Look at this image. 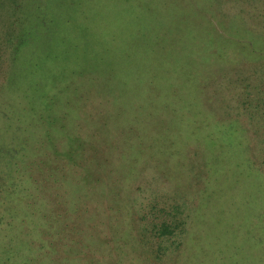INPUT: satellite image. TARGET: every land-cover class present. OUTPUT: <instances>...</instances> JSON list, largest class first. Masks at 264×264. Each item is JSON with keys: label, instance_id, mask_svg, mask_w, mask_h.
<instances>
[{"label": "rangeland", "instance_id": "1", "mask_svg": "<svg viewBox=\"0 0 264 264\" xmlns=\"http://www.w3.org/2000/svg\"><path fill=\"white\" fill-rule=\"evenodd\" d=\"M4 194L0 264H264V0H0Z\"/></svg>", "mask_w": 264, "mask_h": 264}, {"label": "trees", "instance_id": "2", "mask_svg": "<svg viewBox=\"0 0 264 264\" xmlns=\"http://www.w3.org/2000/svg\"><path fill=\"white\" fill-rule=\"evenodd\" d=\"M1 188H3V187H1ZM3 190H5V189H3ZM34 192L39 193L40 192V189L38 187H34ZM1 198L3 199L4 204H8L10 206V209H7V210L8 211H11L12 215H10L9 213H7V217L5 215H1V217H0V222H1L0 225H2V226H0V251H2V253H6V251L10 250V252L12 253L13 251L19 250V248H20V247H18L19 245L15 244V243L13 245H11V244L14 241L13 240L14 234L18 231V229L19 230L22 229V227L20 226L21 223L19 222V220H20L19 218H21L20 217V214H21L20 212L22 210L20 209L19 200H17L16 198L14 199L11 194L1 195ZM67 206L69 207L67 209V211H70L72 207H73V210H74V208H76V209L78 208L77 207L78 206L77 203L75 205H73V204L72 205L67 204ZM26 211H29V209H26ZM52 226H54V225L51 224L50 221H47L41 227H36V226L30 227V228L27 227V229H28L27 230L28 231L27 233H29L30 239H34V236L41 235L43 231L48 230V229L51 230L52 229ZM163 229L167 231V226L164 225ZM35 230L37 231L36 233L33 232ZM162 232L160 231L159 233L162 235V234H164ZM86 241H87V243L89 242V240H87V239H86ZM33 242H35V241L32 240L31 243L27 244V246L29 245L28 250H30L29 251V254L31 255V258H30V260H31L30 262L31 263L30 264H41L39 260H40V257L41 256H44V255L46 257H48L47 258V260L49 261L48 264H57V262H58V264H60L61 261L57 260L56 257L53 258V260L51 259L56 254L55 253L56 252L55 251V248H56L55 242H48V243H45L44 242L43 243L42 241H38L37 240L35 242L36 245ZM37 242L40 245L37 244ZM57 244H59V243H57ZM47 245L48 246H51V249L50 250H47L46 249V252L43 253V250L45 249V247ZM20 251H21L20 253H22V247L20 248ZM42 254H44V255H42Z\"/></svg>", "mask_w": 264, "mask_h": 264}]
</instances>
